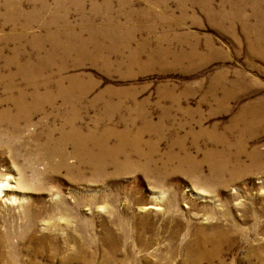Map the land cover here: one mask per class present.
<instances>
[{"label":"rangeland","instance_id":"rangeland-1","mask_svg":"<svg viewBox=\"0 0 264 264\" xmlns=\"http://www.w3.org/2000/svg\"><path fill=\"white\" fill-rule=\"evenodd\" d=\"M0 103V264H264V0H0Z\"/></svg>","mask_w":264,"mask_h":264},{"label":"bare ground","instance_id":"bare-ground-1","mask_svg":"<svg viewBox=\"0 0 264 264\" xmlns=\"http://www.w3.org/2000/svg\"><path fill=\"white\" fill-rule=\"evenodd\" d=\"M79 3H80V2H79ZM56 4H57L58 7H61V6H62V2H61V1H60V2L58 1ZM63 7H64V6H63ZM63 7H62V8H63ZM62 8H61V9H62ZM94 8H95V7H94ZM96 8H97V7H96ZM45 9H46V7H45L44 3L41 1V3H40V10H41V11H44ZM38 11H39V10H38ZM110 39H111V38H110ZM112 40H113V39H112ZM114 43H115V42H114ZM114 43H111V44L108 46V48H110V49L113 51L112 53L117 54V53L120 52V50H119V48H118ZM108 44H109V43H108ZM66 46H67V45H66ZM68 46H69V45H68ZM82 46H83V47H82ZM79 47H81L82 49H86V45H81V44H80ZM68 48H69V47H68ZM69 49H70V48H69ZM110 49H109V50H110ZM100 50H101V47H97V46H95L96 54H97L98 52H100ZM107 51H108V50H107ZM62 53H63V52H62ZM110 55H111V54H110ZM134 55H136V54H134ZM97 56H98V55H97ZM20 67H21V66H20ZM19 69H20V68H19ZM38 69H39V68H37L36 70H38ZM34 70H35V69H34ZM34 70L32 71L33 73H34ZM24 72H26V70H25ZM29 72H30V71H29ZM40 74H41V73H40ZM18 75H19V74H18ZM21 75H22V74H21ZM25 75H26V74H25ZM37 75H38V74H37ZM26 76H28V75H26ZM36 77H37V76H36ZM13 78H14V77H13ZM24 79H25V81H26V78H24ZM28 79H29V78H28ZM28 79H27V80H28ZM30 79H31V77H30ZM33 79H34V78H33ZM8 80H9V79H8ZM10 80H11V79H10ZM34 82H35V81H34ZM34 82H33V80H32V83H34ZM24 83H25V82H24ZM9 84H10V83H9ZM6 85H7V84H6ZM34 85H35V84H34ZM4 86H5V85H4ZM12 86H13V85H12ZM5 87H7V86H5ZM33 88H34V87H33ZM33 88H32V89H33ZM12 89H13V87H12ZM32 89H31V90H32ZM33 90H34V89H33ZM30 92H31V91H30ZM32 92H33V91H32ZM9 94H10V93H9ZM20 94L22 95V94H24V93L21 92ZM35 94H36V92H35ZM25 95H26V93H25ZM27 95H28V93H27ZM38 95H39V94H38ZM44 95H45V94H44ZM32 96H33V95H32ZM34 96H35V95H34ZM34 96H33V98H34ZM39 96H40V95H39ZM47 96H48V95H47ZM42 97H43V96H42ZM10 98H11V97L9 96L8 99H10ZM30 98H31V97H30ZM35 98H36V97H35ZM37 99H40V98H37ZM37 99H36V102L38 101ZM47 99H48V97H45L44 101H46ZM51 99H52V98H51ZM51 99H48L46 104H48L49 101H50ZM77 99H78V98H77ZM41 100H43V99H41ZM7 101H8V100H7ZM32 101H33V99H32ZM39 102H40V100L38 101V104H39ZM1 103H2V102H1ZM1 103H0V104H1ZM10 104H11V103H10ZM29 104H30V103H29ZM41 104H42V103H41ZM30 105H31V104H30ZM44 105H45V103H44ZM37 106H38V105H37ZM40 106H41V105H40ZM52 106H53V105H52ZM52 106H51V107H52ZM34 108H35V107H34ZM41 108H42V106H41ZM54 108H55V107H54ZM58 109H59V108H58ZM72 109H73V108H72ZM72 109H71V110H72ZM77 110H78V109H77ZM77 110H76V111H77ZM260 110H262V109H259L258 111L260 112ZM36 111H37V110H36ZM54 111H55V110H54ZM72 111H74V110H72ZM262 111H263V110H262ZM262 111H261V112H262ZM56 112H57V111H56ZM59 112H60V111H59ZM67 112H69V110H68ZM247 112H248V110H247ZM250 112H251V111H250ZM75 113H76V112H75ZM254 113H256V111H254ZM254 113H253V114H254ZM257 113H258V112H257ZM56 114H57V113H56ZM59 114H60V113H59ZM70 114H71V113H70ZM77 114H78V113H77ZM77 114H76V115H77ZM243 114H244V112H243ZM253 114H252V115H253ZM2 115H3V114H2ZM62 115H63V114H62ZM62 115H61V116H62ZM64 115H65V114H64ZM249 115H250V114H249ZM259 115H260V114H259ZM4 116H6V115H4ZM55 116H57V115H55ZM69 116H71V115H69ZM250 116H251V115H250ZM257 116H258V114H257ZM59 117H60V116H59ZM72 117H73V115H72ZM72 117H71V118H72ZM241 117L243 118V116H241ZM252 117H254V115H253ZM259 117H260V116H259ZM250 118H251V117H250ZM255 118H256V117H255ZM62 119H63V118H62ZM65 119H66V118H65ZM77 119H78V118H77ZM246 119H247V118H246ZM70 120H71V119H70ZM72 120H73V119H72ZM72 120H71V121H72ZM75 120H76V119H75ZM249 120H250V119H249ZM252 120H253V118H252ZM238 121H239V120H238ZM238 121H237V122H238ZM242 121H243V120H242ZM247 121H248V120H247ZM247 121H246V122H247ZM259 121H260V120H259ZM73 122H74V121H73ZM73 122H72V123H73ZM248 122H249V121H248ZM65 123H66V122H65ZM68 123H69V122H68ZM77 123H78V122H77ZM242 123H243V122H242ZM73 124H74V123H73ZM244 124H246V123L244 122ZM255 124H256V123H255ZM247 125H248V123H247ZM249 125H250V124H249ZM249 125H248V126H249ZM69 126H70V125H69ZM75 126H76V124H75ZM253 126H255V125H253ZM73 128H74V127H73ZM73 130H74V133H73V131H72V133H73L74 138H75V139H76V138H77V139H80L81 141L84 140V141H83L84 143H85V140H88V139H91V138L94 137V132H92V131H88V132H86L85 134H83V133H81L80 128H78V127H77V128L75 127V129H73ZM239 130H240V129H239ZM49 131H50V130H49ZM51 132H52V131H51ZM51 132H50V133H51ZM140 132H141V131H140ZM69 133H70V132H69ZM72 133H71V135H72ZM63 134H65V133H63ZM67 134H68V133H67ZM82 134H83L84 136H82ZM138 134H139V133H136V136H137V137H139V135H140V134H139V135H138ZM243 134H244V133H243ZM51 135H52V134H51ZM103 135H104V134H103ZM63 137H64V138H69V139H70L69 136L66 137V134H65ZM236 137H237V136H236ZM51 138H52V137H51ZM51 138H50V139H51ZM50 139H49V141H51ZM136 139H137V138H136ZM239 139H240V138H239ZM70 140H71V139H70ZM53 141H54V140H53ZM226 141H227V140H226ZM239 141H240V140H239ZM87 142H88V141H87ZM45 143H46V142H45ZM48 144H50V143H48ZM48 144H47V145H48ZM236 144H237V143H236ZM47 145H46V146H47ZM44 146H45V145H44ZM75 146L77 147V145H75ZM223 147H224V146H223ZM224 148H225V147H224ZM228 148H229V146H228ZM75 149H76V148H75ZM41 151H42V150H41ZM44 153H45V152H44ZM79 153H80V152H79ZM79 155H80V154H79ZM237 155H238V154H237ZM237 155H236V156H237ZM81 157H82V156H81ZM82 158H83V157H82ZM79 159H80V158H79ZM224 160H225V159H224ZM79 161H80V162H89L94 168H97V167H105V166L108 164V161L106 162L105 160L101 159V157H99V159L94 158V157H93V158L91 157V158H89L88 160H86V159L83 158V159H80ZM11 187H12V186H9V185L7 184V182H3V181L0 180V198H1V197H2V198L5 197L6 199L11 200L12 198H10V197L8 198V197H7V194H6V193L4 194V191H6V190H10ZM1 195H2V196H1ZM2 200H3V199H2ZM12 200H13V199H12ZM7 201H8V200H7ZM149 207L154 208V206H149Z\"/></svg>","mask_w":264,"mask_h":264}]
</instances>
